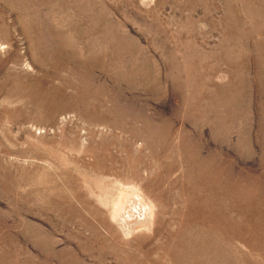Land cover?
Returning a JSON list of instances; mask_svg holds the SVG:
<instances>
[{"label":"rangeland","instance_id":"374dc122","mask_svg":"<svg viewBox=\"0 0 264 264\" xmlns=\"http://www.w3.org/2000/svg\"><path fill=\"white\" fill-rule=\"evenodd\" d=\"M0 264H264V0H0Z\"/></svg>","mask_w":264,"mask_h":264}]
</instances>
